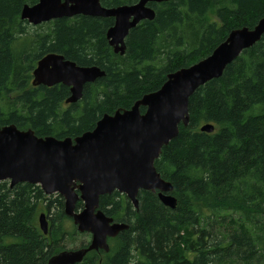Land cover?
Listing matches in <instances>:
<instances>
[{"label":"trees","instance_id":"16d2710c","mask_svg":"<svg viewBox=\"0 0 264 264\" xmlns=\"http://www.w3.org/2000/svg\"><path fill=\"white\" fill-rule=\"evenodd\" d=\"M37 2L0 0V92L14 94L0 104V127L13 124L57 140L92 131L104 114L129 109L168 74L210 55L231 30L252 29L264 17V0H169L147 4L155 18L129 30L123 56L105 37L113 19L85 16L50 22L38 43L32 37L21 51L20 12ZM260 38L220 79L195 90L188 126L178 127L154 162L173 187L175 208L148 191L138 192L137 209L116 192L101 196L99 209L128 230L113 239L114 249L102 257L91 252L82 264H264V34ZM50 53L106 75L86 85L78 103L62 108L67 87L30 86L37 59ZM206 123L213 133L199 131ZM39 201L57 211L50 236L38 226ZM62 207L61 196L47 197L38 186L0 183V264H47L61 252L67 234L61 222L68 218Z\"/></svg>","mask_w":264,"mask_h":264},{"label":"water","instance_id":"95a60500","mask_svg":"<svg viewBox=\"0 0 264 264\" xmlns=\"http://www.w3.org/2000/svg\"><path fill=\"white\" fill-rule=\"evenodd\" d=\"M169 0H138L134 5L105 8L100 0H38L34 6L23 5L21 22L39 26L58 19L76 16L111 18L106 31L107 44L113 53L123 56L129 30L143 21H153L155 10L150 3ZM264 17L252 29L231 30L225 40L207 57L166 76L155 92L146 94L129 109L104 114L94 129L76 138L57 140L37 137L34 131L19 130L15 125L0 127V182L37 185L46 195L61 196L63 213L71 218L79 233H90L85 247L64 250L49 258L47 264H80L90 252L109 251L108 237H116L128 225L114 223L99 209L101 196L116 192L138 208V192L157 193L161 204L174 209L176 200L169 193L173 187L156 171L154 162L161 150L178 136V127L189 124V99L198 88L220 79L227 66L260 41ZM59 54L40 58L32 71L33 87L69 88L65 104L82 99L84 87L103 78L97 66L81 67ZM143 109V113L141 112ZM211 134L215 128L206 123L198 127ZM82 206L76 210V204ZM46 216H38L39 228L47 235Z\"/></svg>","mask_w":264,"mask_h":264},{"label":"rangeland","instance_id":"374dc122","mask_svg":"<svg viewBox=\"0 0 264 264\" xmlns=\"http://www.w3.org/2000/svg\"><path fill=\"white\" fill-rule=\"evenodd\" d=\"M23 22L25 24L21 28H23L25 30V34L23 35V37H21V38L18 39V41L20 43L17 44V47H19V46H22L23 47V45H25L26 43H28V40H31L30 38H32V37H34V41H35V42L33 41L34 44L35 43L37 44L38 43L37 40H39L37 36H39V37L43 36L42 33H44L46 31L45 29H47V27L50 26V25H48L50 22L44 23V24H42L40 26H36V27H34L32 25H29L25 21H23ZM33 42L31 43L32 46H34L33 45ZM24 47L21 49V51L24 50ZM30 86L33 87L32 85H30ZM12 96H14V94L7 96V95L3 94V92H0V104L3 103V99L12 98ZM66 105H69V104H66ZM64 107H65V103H63L62 108H64ZM2 182H0V183H2ZM34 186H37V185H34ZM54 195H57V194H54ZM54 195H50V196H54ZM169 195H170V193H169ZM47 197H49V196H47ZM62 201H63V199H62ZM42 204H43V201H39L38 202V205H40V207L38 209H40V210H38V213L36 215V218H37V221H38V216L41 213H44L45 214L46 219H47L46 221H48V225H49V230H48V233H47L46 236H50L49 233H51L52 225H55L54 220H55V216H56L57 211H56V209H52L51 211H47L46 209H44L43 207H41ZM63 204H64V201H63ZM76 210H78V209L76 208ZM58 218H59V216H58ZM61 225H62V229H64L67 234L64 236V240H61L60 241L61 244L59 246L64 248L63 250H60V251H64V250H74V249L79 248L80 246H87V244H89L90 238H91L90 233H79L77 231V228L73 224V221H71V218L70 219L66 218V219L62 220ZM38 226H39V224H38ZM123 232H125V231H123ZM113 239L114 238L107 239V242H108L107 244L109 245V247L111 246V248L114 249L116 247V245L114 244V240ZM54 241L55 240H51V243L54 242ZM93 253L95 255V252H93ZM100 256H103V255H100ZM82 262L80 264H82Z\"/></svg>","mask_w":264,"mask_h":264},{"label":"flooded vegetation","instance_id":"af4514ba","mask_svg":"<svg viewBox=\"0 0 264 264\" xmlns=\"http://www.w3.org/2000/svg\"><path fill=\"white\" fill-rule=\"evenodd\" d=\"M39 26H40V25H39ZM34 27H36V26H34ZM39 59H40V58H39ZM39 59H37V61H38ZM37 61H36V63H37ZM35 66H36V64H35ZM34 68H35V67H34ZM34 68H33V70H34ZM33 70H32V71H33ZM32 71H31V78H32ZM31 81H32V80H31ZM84 88H85V87H84ZM68 89H69V88H68ZM83 91H84V90H83ZM69 105H70V104H69ZM113 221H114V219H113ZM114 223H116V222L114 221ZM121 233H122V232H120L119 234H121ZM119 234H118V235H119ZM90 235H91V234H90ZM118 235H117V236H118ZM117 236H116V237H117ZM116 237H115V238H116ZM90 239H91V238H90ZM84 247H85V246H84ZM108 252H109V251H108ZM108 252H105V251H103V250H99V251H97V252H95V253H97L98 257H102V256H100V255H103V256H104L103 253H108Z\"/></svg>","mask_w":264,"mask_h":264},{"label":"bare ground","instance_id":"6f19581e","mask_svg":"<svg viewBox=\"0 0 264 264\" xmlns=\"http://www.w3.org/2000/svg\"><path fill=\"white\" fill-rule=\"evenodd\" d=\"M13 125V124H12ZM29 185V184H28Z\"/></svg>","mask_w":264,"mask_h":264}]
</instances>
